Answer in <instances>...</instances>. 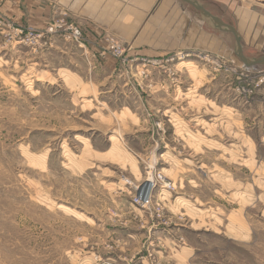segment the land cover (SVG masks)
<instances>
[{"label": "rangeland", "instance_id": "374dc122", "mask_svg": "<svg viewBox=\"0 0 264 264\" xmlns=\"http://www.w3.org/2000/svg\"><path fill=\"white\" fill-rule=\"evenodd\" d=\"M201 1L235 26L264 13ZM48 26L0 8V264H264V65H244L231 33L210 62L129 52L92 100L65 69L88 79L76 42L30 39Z\"/></svg>", "mask_w": 264, "mask_h": 264}, {"label": "crops", "instance_id": "0c3cea01", "mask_svg": "<svg viewBox=\"0 0 264 264\" xmlns=\"http://www.w3.org/2000/svg\"><path fill=\"white\" fill-rule=\"evenodd\" d=\"M0 8L14 21L37 28L47 27L53 19L64 18L81 28L92 53H98L108 46V39H114L124 42L134 55L160 57L178 51L197 50L225 58L232 54L228 32L218 34L210 23L205 19L202 21L199 12L195 15L192 5L182 0H0ZM236 27L243 43L260 50L259 55L252 57L263 56L264 13L246 11ZM61 41L57 40L55 47L66 56L79 51L71 45L61 49ZM73 64L80 66L83 61H72ZM87 65V80L81 77V68L67 66L65 69L92 91L97 89V95L88 93L87 96L98 100L103 87H109L121 69L118 61L109 54L105 58L92 57ZM104 75H107V81L111 79L112 82L101 81Z\"/></svg>", "mask_w": 264, "mask_h": 264}, {"label": "built area", "instance_id": "2783aa9c", "mask_svg": "<svg viewBox=\"0 0 264 264\" xmlns=\"http://www.w3.org/2000/svg\"><path fill=\"white\" fill-rule=\"evenodd\" d=\"M58 34H62L63 36L67 37L68 39H70L71 41H74L77 43V45L83 49L84 54H86L88 57L91 55V57H89V60L92 57H99V58H105L108 54L111 55L114 58L117 59H123L126 58V54L129 53L131 51V49L122 41L120 40H114V39H108L107 41V47H105L104 49L98 50V53L95 52H91L90 51V47L88 46V41L86 40L85 35L83 34L81 28L74 24L71 23L69 21H66L64 18L62 19H56L55 22L51 25L48 26V28L44 31H29L28 35L30 37V39H34L35 36L37 38H47V39H52L53 36L58 35ZM90 51V52H89ZM184 53V51L181 52H175L176 55L180 57V55H182ZM199 53V57L204 59L205 61L210 62L211 60H216L219 57H215L214 54H211L209 52H198ZM188 54H190V52H188ZM172 54H170L169 56H173ZM168 57V55H165ZM165 56H160V57H165ZM184 56V55H182ZM159 58V57H156ZM154 64L155 61H153ZM263 82L262 80L260 81V83ZM151 181V188L150 191L148 192V194L145 196L143 195L141 189H140V194H139V198L137 199L139 203H145L149 197L150 194L153 190V188L155 187V181L153 178L148 179Z\"/></svg>", "mask_w": 264, "mask_h": 264}, {"label": "water", "instance_id": "95a60500", "mask_svg": "<svg viewBox=\"0 0 264 264\" xmlns=\"http://www.w3.org/2000/svg\"><path fill=\"white\" fill-rule=\"evenodd\" d=\"M195 9H197L203 18L210 23L215 29L231 33L235 38L234 50L240 61L248 66L264 65V55L260 57H248L245 55L242 44V36L237 27L232 24L225 22L220 16L213 14L208 10L200 0H182Z\"/></svg>", "mask_w": 264, "mask_h": 264}, {"label": "bare ground", "instance_id": "6f19581e", "mask_svg": "<svg viewBox=\"0 0 264 264\" xmlns=\"http://www.w3.org/2000/svg\"><path fill=\"white\" fill-rule=\"evenodd\" d=\"M150 188H151V181L150 180L144 181L143 185H141V191L143 192L142 194L146 196L150 191Z\"/></svg>", "mask_w": 264, "mask_h": 264}]
</instances>
